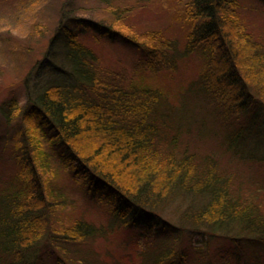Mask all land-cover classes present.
<instances>
[{
    "label": "trees",
    "instance_id": "1",
    "mask_svg": "<svg viewBox=\"0 0 264 264\" xmlns=\"http://www.w3.org/2000/svg\"><path fill=\"white\" fill-rule=\"evenodd\" d=\"M37 1L25 0L24 6ZM244 1L188 0L182 13L189 25L185 52L204 48L206 53L203 86L197 93L192 91L217 111L228 109L229 100L239 113L256 101L264 104V38L242 22ZM65 4L62 1L49 45L51 52L65 37L60 53L51 52L49 57L58 78L35 91L24 87L26 100L19 115L23 112L34 120L31 126L21 120L16 124L19 153L11 157V173L2 175L0 264H42L43 260L30 256L48 233L49 215L54 214L55 199L46 197L44 175L55 160L57 167L80 180L90 197L102 199L96 192L106 189V196L114 201L110 212L115 222L142 226L138 234L151 242L136 264H226L229 251H208L215 238L236 244L243 239L264 243V200L254 192L243 193L220 164L227 154L235 156L243 125L228 122L222 112L218 128L196 117L198 122L192 125L185 119L187 109L183 106L177 113L160 89L125 85L101 69L92 44L82 38L88 30L93 40L106 34L121 36L143 54L145 64L161 58L169 63L166 51L174 43L153 32L131 36L105 21L65 12ZM114 14L121 19L119 10ZM16 107L13 95L2 108L8 125ZM212 139L215 145L203 150V143ZM253 155H248L250 161L262 160ZM260 188L252 187L264 197ZM172 206L177 220L168 227L163 213ZM164 228L157 236L158 229ZM106 232L82 217L70 220L60 234H50L54 246L70 251L63 257L58 253L54 264H102L83 260L86 256L75 247ZM192 235H199L201 246Z\"/></svg>",
    "mask_w": 264,
    "mask_h": 264
},
{
    "label": "rangeland",
    "instance_id": "2",
    "mask_svg": "<svg viewBox=\"0 0 264 264\" xmlns=\"http://www.w3.org/2000/svg\"><path fill=\"white\" fill-rule=\"evenodd\" d=\"M24 1L0 0V187L5 184L2 175L9 174L14 169L10 162L11 157L19 153L16 124L21 120L25 126H31L34 120L23 112L22 117L19 115L26 100L24 87L28 88L27 91H35L58 78L55 77L56 73L49 57L51 52L60 53L65 37H61L56 46L51 48V52L49 45L60 19V6L62 1H65V12L69 11L78 17L105 21L131 36L153 32L164 41L173 42V48L166 51L171 61L167 63L164 58L155 59L152 65L145 64L143 54L121 36L106 34L93 40L90 35L92 31L88 30L89 34L82 37L87 44H92L101 69L115 74L126 83L125 85L160 89L177 113L183 106L187 109L188 117L185 119L192 125L199 120H207L213 124L214 129L218 128L222 123L221 112L226 113L228 122L236 121L238 125H243L242 138L235 156L230 157L227 154L222 157L221 169L233 182L238 181L234 185L240 187L243 193L254 192L258 200H264L261 190L256 192L252 189L257 184L264 188V104L256 101L239 113L237 107L233 106V101L229 100L226 102L228 109L217 111L216 106L211 105L208 108L200 96H195L194 92L197 93L203 86L201 72L206 53L204 48L185 52L189 25L183 21L182 13L188 0H113L111 3L100 0H38L26 6ZM115 10H119L121 19L118 20L115 16ZM240 17L251 32L264 38L263 1L245 0ZM154 44L156 45L153 42ZM13 95L17 97V107L13 110L12 122L8 125L2 116V108ZM213 145L215 141L212 139L203 143L202 149H210ZM252 152L253 156L262 160L250 161L248 155ZM54 162L52 169L44 175L47 185L46 197L49 195L48 198L55 199L54 214L49 215V231L36 243V249L30 256L31 260L54 264L55 258L59 257L58 253L62 257L69 255L68 248L64 250L57 243V246H54L55 241L50 234H60L70 220L82 217L107 229V234L82 241L75 247L86 256L83 260H99L102 264H136L135 261L140 260L139 254L151 242L138 234L137 230L142 226L129 223L122 226L115 222L110 212L114 201L106 196V189L98 188L96 192L97 195L103 196L102 199L90 197L82 190L78 178H72L69 170L57 167L58 164L56 166ZM173 206L163 213L168 227H173L177 220V215L172 212ZM165 229H158L156 235H161ZM192 240L201 246L199 235H192ZM183 242L186 244V240ZM238 243L215 238L210 242L208 251H229L226 257L229 261L226 264H235L230 260H236V263L244 261V264H259L264 260L263 242L243 239ZM61 248L63 250H60ZM93 251L96 252L94 257L91 255ZM64 259L66 258L62 260Z\"/></svg>",
    "mask_w": 264,
    "mask_h": 264
}]
</instances>
